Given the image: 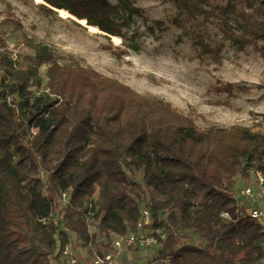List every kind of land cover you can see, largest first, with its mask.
<instances>
[{
	"label": "trees",
	"instance_id": "16d2710c",
	"mask_svg": "<svg viewBox=\"0 0 264 264\" xmlns=\"http://www.w3.org/2000/svg\"><path fill=\"white\" fill-rule=\"evenodd\" d=\"M43 1L134 49L141 34L136 18L152 34L165 24L146 17L137 0ZM173 1L178 13L171 22L177 27L184 26L181 14L216 15L229 34L228 18L237 13L229 2L214 12L205 8L211 0ZM238 14L242 31L264 39V25ZM1 25L22 29L12 15ZM190 38L200 62L220 61L221 41L212 44L199 31ZM21 44L30 52L14 59L0 29V264H58L68 239L55 236L49 219L56 210L63 212L67 232L88 246L95 241L89 223L109 238L124 234L136 229L143 205L152 218L167 212L169 233L159 257L170 264H264V225L243 212L247 204L237 206L238 190H232L237 178L264 175V133L241 124L200 130L175 122L170 118L179 113L168 101L93 69L60 63L41 41L23 36ZM42 65L47 94L34 107L29 88ZM219 90L234 91L231 83ZM132 165L141 169L140 181L128 174ZM144 186L153 199L146 201ZM183 230L202 243L178 244Z\"/></svg>",
	"mask_w": 264,
	"mask_h": 264
},
{
	"label": "rangeland",
	"instance_id": "374dc122",
	"mask_svg": "<svg viewBox=\"0 0 264 264\" xmlns=\"http://www.w3.org/2000/svg\"><path fill=\"white\" fill-rule=\"evenodd\" d=\"M227 2L233 4L237 12L228 18L229 34H225L219 16L205 19L197 15L187 19L181 14L184 26L177 27L171 22L178 13L173 0H137L146 17L162 20L165 24L152 34L142 18H136L141 32L135 41L136 49L122 44V39L114 42L111 37L91 32L59 12L48 14L34 0H0V19L12 15L22 24V29L11 25H1L0 29L14 51V59H22L30 52L21 44L23 36H28L49 45L60 63L93 69L118 79L141 94L168 101L179 113L170 118L175 122H184L200 130L241 124L251 131L264 133V39L242 31L238 23L241 20L238 13H243L250 22L264 25V0H211L205 8L216 12L217 5L224 6ZM198 31L212 44L223 43L219 62H200L194 57L190 34ZM45 66L40 67L37 79L29 88L32 91L29 101L34 107L47 94ZM227 83L233 85V94L219 90ZM128 174L141 180L140 168L132 165ZM41 177L45 178V173ZM246 184L255 185V176L245 181L235 180L232 190H238L236 199ZM143 188L149 196L146 201L153 199L151 189ZM237 202L242 204L239 198ZM243 203L253 205L247 200ZM64 204L62 199L61 207ZM166 213H156L153 216L155 224L142 231L144 236H153L157 242L137 243L121 249L118 254L112 248L110 238L99 231L95 222L88 225L89 232L95 235L94 243L81 246L64 228L62 211L53 212L49 220L54 225L56 238H67L65 241L72 243L80 264H91L95 253L106 251L114 253L116 264H170L167 257H159L163 238L156 236L165 237L169 233L165 225ZM181 233L178 244L202 243L199 235L189 230ZM260 242H264V238Z\"/></svg>",
	"mask_w": 264,
	"mask_h": 264
},
{
	"label": "built area",
	"instance_id": "2783aa9c",
	"mask_svg": "<svg viewBox=\"0 0 264 264\" xmlns=\"http://www.w3.org/2000/svg\"><path fill=\"white\" fill-rule=\"evenodd\" d=\"M62 197L63 199H66L67 193L63 192ZM238 198L239 201L242 200V204L243 200L253 203V205L246 206L243 209V212L251 219L264 225V175L260 171L255 172V185L243 186L239 190L236 200H238ZM242 204H238L237 202L238 207H241ZM92 209L93 203L92 201H89L88 210L92 211ZM223 215L230 218L227 212L223 213ZM152 223V215L146 206L143 205L140 209V217L136 229L124 234H115L110 238L114 251H117L118 254L121 249L130 248L137 243L144 244L158 241L153 236H144V233L142 232L145 227L151 226ZM160 238H164L163 235H160ZM58 264H80L79 258L70 241H65L63 243ZM91 264H116L115 255L110 251L95 253Z\"/></svg>",
	"mask_w": 264,
	"mask_h": 264
},
{
	"label": "bare ground",
	"instance_id": "6f19581e",
	"mask_svg": "<svg viewBox=\"0 0 264 264\" xmlns=\"http://www.w3.org/2000/svg\"><path fill=\"white\" fill-rule=\"evenodd\" d=\"M37 3H41L44 2L43 0H34ZM59 14L62 16H66L68 17L70 15V13L68 11H66L65 9H59ZM80 22L83 23L84 25L86 24L85 19H80ZM87 29L91 32H98L99 29L97 26L95 25H87ZM112 41L114 42H120L121 41V37L117 36V35H112Z\"/></svg>",
	"mask_w": 264,
	"mask_h": 264
},
{
	"label": "water",
	"instance_id": "95a60500",
	"mask_svg": "<svg viewBox=\"0 0 264 264\" xmlns=\"http://www.w3.org/2000/svg\"><path fill=\"white\" fill-rule=\"evenodd\" d=\"M41 3L44 4V5H46V6H48V7H50L51 9H53V10L56 11V12L59 11V9L54 8V7L50 6L49 4H47V3H45V2H41ZM68 18L72 19L73 21L77 22L78 24L82 25L83 27L87 28V25H88L87 22H86V24L84 25L83 23L80 22V19H78L77 17L73 16L72 14H70V15L68 16ZM85 21H86V20H85ZM98 29H99V28H98ZM97 33H100V34L106 35V36H108V37H112V35H110V34H108V33H106V32H103V31L100 30V29H99V31H98Z\"/></svg>",
	"mask_w": 264,
	"mask_h": 264
},
{
	"label": "crops",
	"instance_id": "0c3cea01",
	"mask_svg": "<svg viewBox=\"0 0 264 264\" xmlns=\"http://www.w3.org/2000/svg\"><path fill=\"white\" fill-rule=\"evenodd\" d=\"M157 242V241H156ZM139 244V243H138ZM157 244H159V242L157 243ZM141 245V244H140Z\"/></svg>",
	"mask_w": 264,
	"mask_h": 264
}]
</instances>
